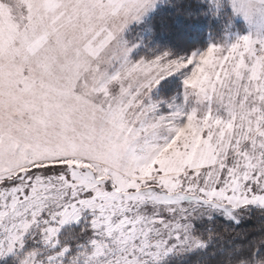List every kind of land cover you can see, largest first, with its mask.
I'll use <instances>...</instances> for the list:
<instances>
[{
    "label": "snow or ice",
    "instance_id": "6c2138e0",
    "mask_svg": "<svg viewBox=\"0 0 264 264\" xmlns=\"http://www.w3.org/2000/svg\"><path fill=\"white\" fill-rule=\"evenodd\" d=\"M0 264H264V0H0Z\"/></svg>",
    "mask_w": 264,
    "mask_h": 264
}]
</instances>
